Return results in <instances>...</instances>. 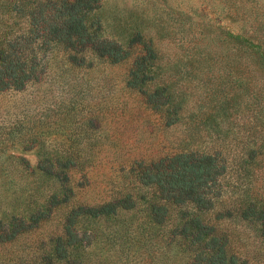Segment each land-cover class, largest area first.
<instances>
[{"label": "trees", "instance_id": "obj_1", "mask_svg": "<svg viewBox=\"0 0 264 264\" xmlns=\"http://www.w3.org/2000/svg\"><path fill=\"white\" fill-rule=\"evenodd\" d=\"M102 1L0 0V93L24 91L48 73L70 76L99 63L117 64L135 48L127 86L141 91L148 106L164 110L167 125L184 121L186 147L121 166L99 202L77 197L87 168L96 164V144L44 152L37 169L45 191L30 198L28 213L0 218V246L19 241L60 210L61 230L32 251L0 254V264H121L137 242L134 253L151 259L161 254L185 257L187 264H264V45L235 40L227 66L236 72L229 76H243L247 85L231 78L228 92L220 88L224 82L210 78L185 113L184 101H192L187 90L146 87L161 67L152 37L136 29L124 42L105 35L100 18L91 19ZM253 30L242 29L244 35ZM206 141L218 147L209 149ZM31 142L27 135L19 141L28 149ZM18 159L30 166L24 156ZM153 259L148 264H157Z\"/></svg>", "mask_w": 264, "mask_h": 264}, {"label": "rangeland", "instance_id": "obj_2", "mask_svg": "<svg viewBox=\"0 0 264 264\" xmlns=\"http://www.w3.org/2000/svg\"><path fill=\"white\" fill-rule=\"evenodd\" d=\"M97 17L109 37L125 42L136 29L152 37L161 55V67L154 83L146 87L150 90L168 84L177 93L187 90L192 101H184L185 113L210 78L224 82L220 88L228 92L233 86L231 78L247 85L248 79L243 76H229L230 71L236 72L227 66V55L235 40L241 39L245 45H264V0H103L102 7L91 15V19ZM244 24L254 30L244 35ZM241 34L247 38H241ZM137 53L134 48L126 61L99 63L86 73H48L24 91L0 93V135L4 139L0 140V218L28 213L30 198L45 191L47 182L40 177L37 163L49 149L69 143L98 146L96 164L87 168L86 185L79 188L77 197L99 202L109 193L108 181L122 167L186 147L184 121L167 125L164 110L148 106L141 91L127 86V73ZM243 62H248L246 55ZM56 69L61 72L60 66ZM245 75L252 78L249 72ZM198 76H203L201 83ZM22 135L34 140L32 149L19 143ZM203 145L218 147L215 141ZM191 147H197V143ZM21 156L29 161V167L18 159ZM60 211L19 241L0 246V254L7 257L21 249L32 251L42 239L59 232ZM139 245L137 242L132 246L129 261L124 258L121 264L151 262L153 258L134 253ZM154 258L157 264H187L185 257L158 254Z\"/></svg>", "mask_w": 264, "mask_h": 264}]
</instances>
